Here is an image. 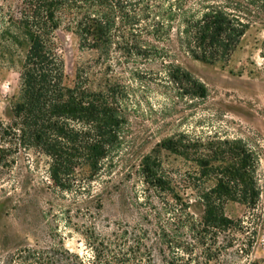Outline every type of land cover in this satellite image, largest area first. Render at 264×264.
I'll use <instances>...</instances> for the list:
<instances>
[{"label": "trees", "instance_id": "1", "mask_svg": "<svg viewBox=\"0 0 264 264\" xmlns=\"http://www.w3.org/2000/svg\"><path fill=\"white\" fill-rule=\"evenodd\" d=\"M249 0H0V37L17 47L27 44L18 72L19 89L11 117L0 118V178L10 174L29 151L43 158L53 186L62 192L88 193L119 146L126 121L128 80L159 72L181 96L205 98V87L178 66L179 50L203 63L228 60L253 19ZM253 1V0H250ZM264 4V0H261ZM249 4H252L250 2ZM74 37L93 51L102 72L77 68L66 83L56 33ZM161 72V73H160ZM157 147L192 162L195 170L165 173L157 157L144 156L139 174L149 207L135 224H118L88 242L90 258L64 250L47 255L27 248L20 264H207L224 247L220 236L243 232L241 220L224 214L238 202L254 209L259 187L257 160L240 142L183 135L161 140ZM180 182L201 205L190 214ZM235 240V239H234ZM252 245H248L246 254ZM256 264V263H254Z\"/></svg>", "mask_w": 264, "mask_h": 264}, {"label": "rangeland", "instance_id": "2", "mask_svg": "<svg viewBox=\"0 0 264 264\" xmlns=\"http://www.w3.org/2000/svg\"><path fill=\"white\" fill-rule=\"evenodd\" d=\"M248 2H252L247 3L252 26L228 60L208 64L173 50L171 59L205 87V98L181 96L162 75H156L158 65L148 66L152 75L126 81V121L120 144L88 193L57 190L46 173L44 159L32 151L28 153L30 163L22 158L10 174L0 178V264H20V257L28 255L20 252L27 248L45 255L67 250L90 258L88 242H95L99 234L109 233L118 224L137 223L149 209L145 200L149 193L139 174L144 156L152 153L163 171L178 179L184 172H194L192 162L157 147L161 140L177 135L193 141L235 140L254 154V178L260 192L257 206L251 209L232 201L224 205V214L241 220L244 229L220 236L217 245L224 249L207 264H264V4L261 0ZM1 38L0 118L8 121L27 44L23 40L12 47ZM56 46L68 85L77 68L104 71L96 54L79 48L74 37L59 31ZM180 185L179 192L191 203L190 214L198 218L201 205L190 188ZM155 263L162 264L158 259Z\"/></svg>", "mask_w": 264, "mask_h": 264}]
</instances>
